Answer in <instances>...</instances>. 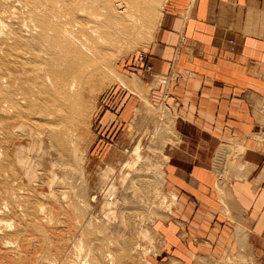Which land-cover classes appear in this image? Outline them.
I'll return each mask as SVG.
<instances>
[{"label":"rangeland","instance_id":"obj_1","mask_svg":"<svg viewBox=\"0 0 264 264\" xmlns=\"http://www.w3.org/2000/svg\"><path fill=\"white\" fill-rule=\"evenodd\" d=\"M81 1L0 0V264H155L164 251L156 228L175 199L165 185L174 117L130 63L157 39L169 1L142 0L143 29L114 47L102 30L133 1ZM82 44L112 47L92 69L99 82L79 88L68 115L50 83L68 76L67 62L73 54L78 60ZM235 149L221 146L227 164L236 161ZM219 160V183H228Z\"/></svg>","mask_w":264,"mask_h":264},{"label":"crops","instance_id":"obj_2","mask_svg":"<svg viewBox=\"0 0 264 264\" xmlns=\"http://www.w3.org/2000/svg\"><path fill=\"white\" fill-rule=\"evenodd\" d=\"M168 1L143 52L151 71L138 55L130 63L176 130L165 183L175 199L157 222L164 251L155 264H264V0ZM224 143L236 148L233 164Z\"/></svg>","mask_w":264,"mask_h":264},{"label":"bare ground","instance_id":"obj_3","mask_svg":"<svg viewBox=\"0 0 264 264\" xmlns=\"http://www.w3.org/2000/svg\"><path fill=\"white\" fill-rule=\"evenodd\" d=\"M81 1V0H80ZM84 1V0H83ZM86 1V0H85ZM84 1V2H85ZM99 1H101V0H99ZM112 1V0H111ZM117 1V0H116ZM118 1H121V0H118ZM133 1V4H126V6L124 7L125 8V10H123V12H121L120 13V10H119V12H117L116 14H117V16H114L115 18L113 19L114 20V22H113V25L111 24V22H109V21H107L106 23H108V26H109V23H110V25H112V26H110V29L109 30H105V31H103L102 30V32H104V33H102V38H104V39H112L113 40V47H114V42L116 41V40H118L119 39V42L122 44V42L121 41H123L124 39H127V38H129V37H133L134 35H137V33H138V31L140 30V28L142 27V25H144V21H143V18L141 19L140 17H138L137 16V13L139 14V16H142V13H143V15H145L146 14V12L148 11V9H147V7H143V5H145V3L143 4V1L142 0H132ZM144 1H148V0H144ZM51 2V1H50ZM82 2V1H81ZM86 2H88V0L86 1ZM109 2V1H108ZM128 2V1H127ZM78 3H80V2H78ZM90 3V2H89ZM89 3H88V5H89ZM148 3V2H147ZM86 4V3H85ZM149 4V3H148ZM147 4V5H148ZM58 5V4H57ZM61 5V4H60ZM88 5H87V7H88ZM131 5H133V6H131ZM139 5H141V7L139 6ZM82 6V5H81ZM122 6V5H121ZM60 7V6H59ZM80 7V6H79ZM150 7V6H149ZM57 8H58V6H57ZM61 8V7H60ZM63 8V7H62ZM74 8V7H73ZM108 8H110V7H108ZM113 8V7H112ZM120 8V7H119ZM123 8V9H124ZM80 9V8H79ZM78 9V10H79ZM82 9V8H81ZM80 9V10H81ZM87 9H89V8H87ZM91 9V8H90ZM111 9V8H110ZM118 9V8H117ZM74 10V9H73ZM79 10V11H80ZM99 10H101V9H99ZM112 10V9H111ZM111 10H110V12H111ZM60 11V10H59ZM85 11V10H84ZM95 11H97V10H95ZM94 12V11H93ZM106 12V11H105ZM137 12V13H136ZM141 14H140V13ZM159 12V11H158ZM64 13V12H63ZM76 13H77V10H76ZM80 13V12H79ZM123 13V14H122ZM59 14H61V12L59 13ZM82 13H80L79 15H81ZM102 14V13H101ZM107 14V13H106ZM161 14V13H160ZM62 15V14H61ZM65 15V14H64ZM68 15V14H67ZM151 15V14H150ZM64 17V16H63ZM62 17V18H63ZM96 17V16H95ZM143 17H145V16H143ZM150 17V16H149ZM69 17L67 16V19H68ZM156 18V17H155ZM66 19V18H65ZM107 19H108V16H107ZM154 19V18H153ZM146 20H147V18H146ZM146 20H145V22H146ZM157 20H158V18H157ZM154 22V21H153ZM155 22H156V20H155ZM159 22V21H158ZM83 23V22H82ZM78 24V23H77ZM76 24V25H77ZM151 23H149V25H150ZM70 25V24H69ZM68 26V25H67ZM90 26V25H89ZM5 27V26H4ZM66 27V26H65ZM75 27V26H74ZM73 27V28H74ZM92 27V26H91ZM153 27H154V25H153ZM69 28V27H68ZM72 28V29H73ZM76 28V27H75ZM87 28V27H86ZM6 29V28H5ZM103 29V28H102ZM141 29H143V27L141 28ZM151 29V28H150ZM97 30V29H96ZM98 30H100V29H98ZM75 31L77 32V30L75 29ZM79 31V30H78ZM101 31V30H100ZM74 32V31H73ZM68 33H70V32H68ZM80 33H81V31H80ZM99 33V32H98ZM73 34H75V33H73ZM77 34H78V32H77ZM96 34V33H95ZM94 34V35H95ZM69 35V34H68ZM77 36V35H76ZM78 36H80V35H78ZM77 36V37H78ZM82 36V35H81ZM84 36V35H83ZM141 36V35H140ZM77 37H73V38H77ZM85 38V37H84ZM136 38V37H135ZM86 39V38H85ZM90 39L92 40V37H90ZM100 39V38H99ZM137 39V38H136ZM66 40V39H65ZM91 40H87V41H89L90 42V44H93L94 45V43H92L93 41H91ZM96 40H97V38H96ZM115 40V41H114ZM72 41H74V39L72 40ZM80 41V43H81V39L79 40ZM87 41H85V42H87ZM99 41H101V40H99ZM98 41V42H99ZM75 42H78V41H75ZM74 42V43H75ZM137 42H139L138 40H137ZM79 43V42H78ZM83 43V42H82ZM97 43V42H96ZM111 43V42H110ZM118 42L116 43V46H118ZM121 44H119V45H121ZM123 44H124V42H123ZM75 45H77V43H75ZM79 45H81V44H78V46ZM93 45H91V48H89L90 46H88V44H87V46L85 45V44H82V46L81 47H83L82 48V50H81V52H78L77 53V56H80L79 58H77L78 60H79V62H82V63H78V60H75L76 58H74V55H76V54H73V57L69 60V58H68V62H67V64H68V66H67V77L66 76H62V78L60 77V79H61V83H58L57 81H55V80H53L52 81V83H50V84H52L53 86H54V89L56 90V93H57V96H58V98L56 99L57 100V105H58V107L61 109V111H62V109H65V111L67 112V114L69 115V106L67 105L68 104V102H69V99L70 98H72V97H76V96H78L79 95V88L80 87H82V86H84V85H86V84H90V83H93V81H92V79L91 78H93V80L95 79V81H96V83H98L99 82V80H97L98 79V75L97 76H93V68H94V65L96 64V63H99L98 61H99V59H100V63L103 65V63L105 62H107V60L106 61H101L106 55H107V53L110 51V47H112V45H110V44H107V45H105V44H103V46H100V47H94ZM99 45V44H98ZM109 45V46H108ZM93 46V47H92ZM76 47V48H75ZM74 48H75V50L77 49V46H75ZM80 47V46H79ZM120 47H122V45L120 46ZM93 48V49H92ZM119 48V47H118ZM70 49V48H69ZM121 49H123V48H121ZM68 50V49H67ZM71 50V49H70ZM70 50H68V51H70ZM74 51V50H73ZM79 51V50H78ZM85 53H84V52ZM121 52V51H120ZM72 53H74V52H72V50H71V55H72ZM76 56V57H77ZM115 58V57H114ZM67 60V59H66ZM105 67V66H104ZM56 68V67H55ZM106 69V68H105ZM44 71V70H43ZM50 71V70H49ZM49 71H47V72H49ZM41 73H43V72H41ZM51 73V75H53L52 74V72H50ZM50 73H48V75L50 74ZM57 73H58V71H57ZM57 73H55L56 75H57ZM64 73V72H63ZM51 75H49V76H51ZM56 75H55V78H56ZM103 74L102 73H100V76H102ZM48 76V78L50 79L51 77H49ZM118 76V75H117ZM115 77V76H114ZM15 78V77H14ZM13 78V79H14ZM47 78V77H46ZM47 78V79H48ZM5 79V78H4ZM48 79V80H49ZM59 79V80H60ZM52 80V79H51ZM51 80L49 81V82H51ZM5 82V81H4ZM118 82L119 83H121V84H124V85H126L125 83H124V81H123V79L121 78V80L119 79V77H118ZM51 85V86H52ZM6 87V86H5ZM83 90V89H82ZM20 96L21 95H23V94H19ZM19 96V97H20ZM22 97H24V96H22ZM22 101V100H21ZM24 101H26V100H24ZM23 102V101H22ZM8 104V103H7ZM8 106V105H7ZM72 107H74L73 105H71ZM79 109V108H78ZM4 110V109H3ZM138 111H140V109H137ZM56 111V110H55ZM59 113H58V116H60V111L59 110H57ZM56 111V112H57ZM262 111V110H261ZM140 114H142V113H140ZM143 115V114H142ZM60 117H62V115L60 116ZM48 119H49V117H47ZM51 119H53V118H51ZM58 121H59V119H58ZM76 122V121H75ZM74 122V123H75ZM75 125V124H74ZM24 128V127H23ZM22 128V129H23ZM74 130H75V128H73ZM65 130V129H64ZM71 132V131H70ZM72 133V132H71ZM52 134H56V132L54 133L53 131H52V133H51V135ZM66 134V133H65ZM76 134V133H75ZM54 136V135H53ZM70 136H72L71 134H70ZM75 136V135H74ZM67 138V137H66ZM78 138V137H77ZM83 139V138H82ZM85 139V138H84ZM71 142V141H70ZM74 145V144H73ZM73 147V146H72ZM24 150H25V148H24ZM1 151V150H0ZM2 152V151H1ZM1 156V155H0ZM72 156V155H71ZM76 157V156H75ZM1 159V158H0ZM29 166V165H28ZM54 166V165H53ZM54 168V167H53ZM31 171V170H30ZM29 171V172H30ZM61 181V180H60ZM16 185V184H15ZM21 192V191H20ZM23 192V191H22ZM23 194V193H22ZM17 195V194H16ZM66 196V195H65ZM68 196V195H67ZM12 197V196H11ZM45 197V196H44ZM54 197H56V196H54ZM55 199V198H54ZM63 199H64V197H63ZM56 200V199H55ZM74 208V207H73ZM41 210V209H40ZM40 212V211H39ZM51 213V212H50ZM23 215V214H22ZM49 216H50V214H49ZM46 217V216H45ZM55 217V216H54ZM11 221H13V220H11ZM45 221V220H44ZM52 221V220H51ZM46 222V221H45ZM44 222V223H45ZM60 222V221H59ZM47 223V222H46ZM13 224V223H12ZM7 225V224H6ZM10 225H11V223H10ZM8 227V226H7ZM39 229V228H38ZM9 230H10V228H9ZM38 232H39V230H38ZM41 232V231H40ZM51 238V237H50ZM36 241V240H35ZM46 242H48V240L46 241ZM18 243V242H17ZM12 245V244H11ZM48 245V244H47ZM8 246V245H7ZM13 246V245H12ZM7 248V247H6ZM75 249H76V247H75ZM81 250V249H80ZM19 251V250H18ZM79 251V250H78ZM77 252V251H76ZM77 254V253H76ZM79 256V255H78ZM75 258V257H74ZM111 258V257H110ZM81 259H83V258H81ZM18 260V259H17ZM87 260V259H86ZM85 260V261H86ZM89 260V259H88ZM92 260V259H91ZM90 260V261H91ZM93 261L94 260H92V262L91 263H93ZM80 262V261H79ZM95 262V261H94ZM96 263V262H95ZM94 263V264H95ZM74 264V263H73ZM89 264V263H88Z\"/></svg>","mask_w":264,"mask_h":264},{"label":"built area","instance_id":"obj_4","mask_svg":"<svg viewBox=\"0 0 264 264\" xmlns=\"http://www.w3.org/2000/svg\"><path fill=\"white\" fill-rule=\"evenodd\" d=\"M139 57V61L140 63H143L142 65L144 66V69L148 72L151 71V66H149L147 63H146V59H145V56L143 53H140L138 55ZM261 110H262V113L264 114V98L262 99L261 101ZM261 133L264 134V127L261 128Z\"/></svg>","mask_w":264,"mask_h":264}]
</instances>
